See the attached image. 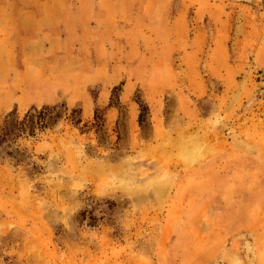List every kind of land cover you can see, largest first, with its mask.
<instances>
[{
	"label": "rangeland",
	"instance_id": "1",
	"mask_svg": "<svg viewBox=\"0 0 264 264\" xmlns=\"http://www.w3.org/2000/svg\"><path fill=\"white\" fill-rule=\"evenodd\" d=\"M155 1L59 0L45 57L0 0V120L63 106L0 145V264H264V0Z\"/></svg>",
	"mask_w": 264,
	"mask_h": 264
},
{
	"label": "crops",
	"instance_id": "2",
	"mask_svg": "<svg viewBox=\"0 0 264 264\" xmlns=\"http://www.w3.org/2000/svg\"><path fill=\"white\" fill-rule=\"evenodd\" d=\"M28 1V0H27ZM26 6L12 4V7H7L6 9H11V13L16 15L15 19L21 20L25 18L30 26V29H40L36 34V38L30 42L41 44L43 51H45L44 56L57 55L63 51L64 43L67 40L60 31L58 30V20L59 11V0H30ZM167 0H156L153 6L148 8L149 17H158L166 7ZM78 6V5H77ZM153 13V14H152ZM14 16L8 17V15H3V23L5 28L0 31V68H12V50L16 41L23 40L21 36H24L23 28L21 26H15L12 30L6 28L10 26L13 22ZM15 22V20H14ZM34 36V33H33ZM26 40V39H25ZM40 57L39 63L42 66V60L45 57ZM59 68L63 66L57 65ZM55 67V66H51ZM64 68V67H63ZM36 71L39 72L38 69Z\"/></svg>",
	"mask_w": 264,
	"mask_h": 264
},
{
	"label": "trees",
	"instance_id": "3",
	"mask_svg": "<svg viewBox=\"0 0 264 264\" xmlns=\"http://www.w3.org/2000/svg\"><path fill=\"white\" fill-rule=\"evenodd\" d=\"M61 106L56 104L42 105L40 108L31 106L20 119L14 115V111L6 114L0 120V145L12 143L21 136L27 139L36 138L39 132L61 115L58 110Z\"/></svg>",
	"mask_w": 264,
	"mask_h": 264
}]
</instances>
